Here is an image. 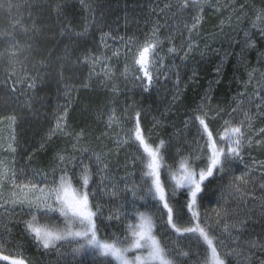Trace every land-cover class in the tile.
I'll return each instance as SVG.
<instances>
[{
	"label": "trees",
	"instance_id": "16d2710c",
	"mask_svg": "<svg viewBox=\"0 0 264 264\" xmlns=\"http://www.w3.org/2000/svg\"><path fill=\"white\" fill-rule=\"evenodd\" d=\"M261 13L264 0H207L183 10L177 0H0V161L15 171L16 184L29 180L42 184L44 177H59L60 168L78 174L81 162L90 165L94 177L93 154L101 155L110 170L128 169L136 162V146L118 139L134 129L137 113L151 142L165 141L168 164L181 156L199 155L196 149L203 141L197 122L190 118L202 114L203 105L215 135L228 119L226 109L232 113L241 99L252 97L264 83V24L253 26ZM197 15L200 23L189 31ZM153 29L162 42L158 51L163 67L156 65L160 71L153 69V83L145 90L147 81L136 79L140 73L123 53L126 44L142 42ZM169 48L176 51L170 53ZM117 50L120 55H114ZM104 65L111 69L108 76ZM113 111L118 123L109 127ZM257 113L262 119L251 121L258 131L255 140L234 163L240 169L257 164L260 171L253 178L260 181L264 195V133H260L264 104ZM60 116L66 127L53 134ZM59 154L68 159L61 163ZM195 167H206V161H197ZM34 174L40 179H33ZM223 177L216 171L204 182L198 211L210 186ZM2 189L5 195L16 193L10 179ZM187 199L180 191L169 200L170 206L183 209L178 227L194 223ZM158 206L166 222L165 235L176 236L167 224V210ZM260 232L264 240V229ZM167 245L188 250L179 264L196 261L190 252L194 246L186 248L187 242ZM245 255L251 256L247 264L264 261L260 250ZM99 264H104L102 259ZM226 264L241 263L227 258Z\"/></svg>",
	"mask_w": 264,
	"mask_h": 264
},
{
	"label": "snow or ice",
	"instance_id": "6c2138e0",
	"mask_svg": "<svg viewBox=\"0 0 264 264\" xmlns=\"http://www.w3.org/2000/svg\"><path fill=\"white\" fill-rule=\"evenodd\" d=\"M207 0H177L180 9H186L189 5L200 6ZM202 11V8H201ZM201 17H195V23L189 31H192L200 23ZM264 24V13L257 16L254 22ZM264 33V27L261 28ZM161 41L157 36V30L146 35L142 42L131 41L125 45V58H131V68H134L140 75L136 79L147 81V86L153 83V69L157 64L163 67V60L159 56V48ZM191 47V46H190ZM170 53L175 52V48H169ZM117 50L114 55H120ZM95 62L99 63L100 58L92 57ZM108 76L111 69L104 65ZM130 66L125 65L124 74H129ZM33 86L34 85H30ZM264 91V83L260 85L257 91L259 97L260 92ZM264 104V97H261ZM251 102V100L249 101ZM240 110V105L233 109L229 116H233ZM258 110L260 106L258 105ZM202 114L194 115L190 121L197 122V132L199 141L196 152L199 155L181 156L179 160H174L172 164H168L164 154L165 141L161 140L158 144L151 142L150 136L146 135L140 124V113L136 114L134 129L128 130L122 140L118 143H133L136 146L135 161L141 167V181L143 187L133 186L126 187V191H130L135 200H144L150 197L157 205L162 204L163 209L167 210V224L174 230L178 237L191 236L195 241L204 246L201 259L198 264H226L228 256L235 255L242 257L241 264H247L251 256H246L245 251L251 253L254 249L264 253V242L248 240L240 243V236H233V232H243L245 220H237L232 223H225L221 229L222 234H227V238L236 247H231L225 243L221 235L215 234V229L220 226L221 215L217 214V222L214 225L210 220H202L198 211V197L203 191L204 182L214 175L216 171L223 172L226 164L231 160L239 159L242 148L247 143H252V137L247 135V129L251 126L253 117L249 112L245 111L243 118L238 122L234 119H225L223 121L222 130L217 131L214 135L209 129L207 118L209 113L203 111ZM66 115V114H65ZM219 115V113L217 114ZM64 116L57 118L52 133L63 132L66 125ZM118 123V118L113 111L108 116V126ZM188 122H186L187 124ZM260 133H264V129H260ZM206 137V139H205ZM260 143V141H257ZM15 151V149H12ZM87 152V149L83 150ZM95 164L101 172L107 170L105 164L99 154H93ZM179 155V150L177 152ZM68 159L62 154L58 155V160L63 163ZM197 161H206V167L199 170L195 167ZM80 172H69L67 168H60L59 177H53L47 186L41 187L39 183H32L31 180L27 184H16L17 176L15 171L10 170L4 161H0V187L5 180L10 179L13 187H18L23 197L12 193V199L0 204V208H9L16 205L26 206L30 213V219L25 221V231L31 236L38 248L44 250L58 248L62 242H75L78 246L73 248V253L80 254L84 251L91 252L94 256L100 258H111L115 264H179L182 256H187V252L178 251L175 248H169L167 241L163 237L156 235V224L152 212H142L138 209L131 213H125L126 223L123 227V235L112 234L111 236L101 237L98 232L96 218L102 215L101 206L93 205L92 200L95 198V190L90 191L93 173L89 164H83ZM55 172L56 169H53ZM167 177V180L162 179ZM33 179H40L39 174H34ZM47 181V177H44ZM240 184H247L245 176H238L232 183V192L230 195L244 199V193ZM146 189V190H145ZM170 189V191H169ZM145 190V196H138V191ZM184 191L188 197L187 210L191 214V220L194 221L191 227H178L177 220L183 211L182 208L170 206L169 200L178 192ZM111 195H117L116 186H113ZM261 207L264 208V201ZM157 211H161L157 207ZM121 213L114 212L108 219L119 218ZM227 214L225 213V216ZM43 221V222H42ZM230 248V251L223 252L222 249ZM5 251L2 237H0V260L10 261V264H31L28 257L23 252H15L10 256L2 255ZM135 253V255H130ZM110 264V262H109ZM264 264V261H261Z\"/></svg>",
	"mask_w": 264,
	"mask_h": 264
},
{
	"label": "rangeland",
	"instance_id": "374dc122",
	"mask_svg": "<svg viewBox=\"0 0 264 264\" xmlns=\"http://www.w3.org/2000/svg\"><path fill=\"white\" fill-rule=\"evenodd\" d=\"M261 97H264V91L260 92L259 97L257 96V92H253L252 97L241 99L243 101L237 104L240 105V110L233 116H229V112L226 109V117L228 119H234V122L238 123L243 118L244 112L247 111L253 117L252 120H254L259 116L257 112H259L258 105L261 106L262 103ZM250 100L251 102H249ZM258 118L262 119V117ZM257 132L258 131L251 126L247 129V135L252 137V142L255 140ZM250 145L251 144H248L246 139L241 152L244 153ZM233 161L234 160H231L226 164L225 170L223 171V180L221 178L220 181L212 184L210 189L206 192V198L199 202L201 219L210 220L215 225L217 222V214L220 213V226L215 229V234L221 235L225 243L230 244L231 247H236V244L229 241L227 234H222L221 229L225 223H232L237 220L246 221L243 232L232 233L233 236H240L241 244L248 240L264 242L260 237V231L264 229V208L261 207L262 201H264V195L260 194V181L253 178V175L257 174L260 170L258 171L256 169L258 168L256 163L240 169L233 165ZM126 162L128 163V161ZM137 163L138 162H131L128 165V169L124 168L123 170L117 167H115L114 170H110L108 165L106 171L101 172L98 167L93 170L94 177L89 190H95L96 195L92 203L93 205H100L102 211V215L96 218L98 220L96 221L99 229L98 234L101 237L108 236V233L100 229V227L106 223L110 230L115 229L112 234L123 235L122 224L126 223L123 214H131L137 209L142 212L154 209L153 213L155 214L156 229L160 231H156V235L158 237L163 236L169 245L177 242L181 244L187 242L186 248L188 247L190 250L191 246H194L193 250L189 251L194 256L192 257L193 261H195L196 256V261L191 264H198V261L201 259V254L204 251V246L197 243L191 236L178 237L177 235H173L169 237L165 235V231H163L166 223L164 221V214L162 210L157 211V207L159 206L150 197H145L144 200H135V203H132V194L130 191H126V187H143L141 181V167ZM242 175L245 176L247 180V184H240L244 193L243 200L239 197L230 195L232 192V183L235 181L236 177ZM51 180L52 179H47V181H44L40 186H47ZM20 184H22V182L17 183V185ZM114 185L117 189V195L115 196L111 195ZM145 190L138 191L137 195L145 196ZM16 194L21 198L23 197V193L20 192L18 187H16ZM12 198V193L5 195L2 187H0V204H3L5 201H10ZM159 209H161V207H159ZM114 212L121 213L120 217L118 219H108ZM225 213L227 214L226 216ZM28 219H30V213L26 206L16 205V207L9 208L5 205V208H0V237H2L3 246L5 248L2 255L10 256L15 252H23L24 256L29 258L31 264H98L97 256H94L89 251H84L80 254L73 253L72 249L78 246L75 242H62L58 248L49 249L47 251L43 248H38L33 238L25 231V221ZM180 223L185 222L183 221ZM182 251L188 252L187 249ZM222 251L228 252L230 248H224ZM258 251L259 250L254 249L252 252L255 253ZM130 255H135V253H131ZM227 258L237 263H241L242 260V257H237L235 255L228 256ZM0 264H10V261L0 260Z\"/></svg>",
	"mask_w": 264,
	"mask_h": 264
}]
</instances>
